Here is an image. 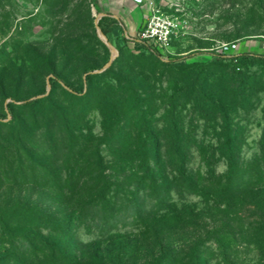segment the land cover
Returning <instances> with one entry per match:
<instances>
[{
	"label": "trees",
	"instance_id": "obj_1",
	"mask_svg": "<svg viewBox=\"0 0 264 264\" xmlns=\"http://www.w3.org/2000/svg\"><path fill=\"white\" fill-rule=\"evenodd\" d=\"M84 2L89 9L77 21L87 33L66 34L62 43L70 51L59 58L54 49L43 69L55 74L50 92L11 104L10 119L0 117V190L31 186L42 202L59 205L1 210L0 264L227 263L237 243L255 246L264 260V152L244 164L240 133L232 123L233 113L249 109L255 93L264 91V81L248 69L264 63V52L214 51L204 60L211 64L190 63L180 57L165 60L154 45L135 41V47L151 51V67H142L150 80L165 79L185 90L164 102L159 128L152 110L157 88L124 75L127 62L121 54L93 72L108 62L107 56L96 60L99 49L109 51L91 19V4ZM98 25L109 36L119 20L106 14ZM59 62L64 66L58 72ZM74 65L85 74L80 91L62 76ZM181 98L208 105L223 120L216 150L227 162L224 173L209 167L202 145L196 146L208 170H188L192 145L175 113ZM94 109L102 116L100 132L89 126ZM173 191L212 202V226L204 224L210 212L177 201ZM81 226L95 227L99 239L80 246L74 231Z\"/></svg>",
	"mask_w": 264,
	"mask_h": 264
},
{
	"label": "rangeland",
	"instance_id": "obj_2",
	"mask_svg": "<svg viewBox=\"0 0 264 264\" xmlns=\"http://www.w3.org/2000/svg\"><path fill=\"white\" fill-rule=\"evenodd\" d=\"M55 1L0 0V117H3V121L11 117L9 105L19 104L28 98L50 92L52 87L50 78L55 74L43 69L50 62L49 58L54 49L57 50L59 58H63L62 52L70 51L67 45L62 43L64 36L71 34L70 38H75L83 32L87 33L86 28L79 27L80 22L77 21V17L80 13L88 11V2L62 0L61 3L54 5L52 2ZM88 1L91 4V19L96 25L97 20H100L102 13H106L107 8L103 0ZM154 1L158 8L176 17L180 23L169 50L161 51L157 46L165 60L180 57L184 62L200 61L211 64L204 60L209 58L220 45L231 42L238 44L236 53L263 52L260 43L264 39V0ZM98 36L109 52L106 54V49L101 47L100 56L96 57V60L101 61L107 56L109 62L114 53L104 39L99 34ZM105 36L117 50L114 59L121 54V58L127 62L124 75L137 83L139 79L144 80L142 81L144 83L150 81L157 88L152 110H154L157 125L162 128L164 123L162 116L165 114L164 102H167L174 94L180 95L185 90L180 84L176 88L173 82H167L165 79L163 82H154L149 79L150 74L142 71V67H151L150 61L147 60L151 56V51L134 46L135 41H140L139 36L138 34L130 35L123 22H119V28L111 32L109 36L106 34ZM106 64L95 70L101 72ZM62 66L64 63L59 62L56 70L59 72ZM248 69L250 75L264 81V63L251 65ZM62 76L78 91L85 87V74H82L75 65L63 72ZM21 79H23L22 82ZM106 81L114 82L112 79ZM184 100L186 99H180L181 103L175 113L180 116V124L184 132L189 135L188 143L192 145L188 158V170L193 173L200 171L203 174L208 170L196 146L202 145L207 151L209 167L216 174L224 173L227 170V162L216 150L219 146L218 133L222 130L223 120L213 109H209L208 105L184 103ZM251 103L249 109H240L232 115V123L240 133L241 161L244 164L264 152V91L256 92ZM88 121L95 132L101 131L102 116L99 110L91 111ZM60 156L62 157L63 154L60 153ZM173 197L179 202L194 204L196 210L210 212L208 216L211 217H207L204 224L206 228L212 226L213 214H216L212 202H205L200 196L187 192L173 191ZM42 200L44 199L41 198V193L31 186H6L0 190V211L11 212L17 206H38L51 210L59 208V205L52 201L42 202ZM145 203L147 206L150 205L149 200ZM197 232L200 234L202 228ZM74 234L80 246L85 247L99 239L100 232L95 227L89 229L81 226L74 231ZM2 241L3 228L0 226V256L4 252ZM229 254L227 263L214 259L211 264H264L258 249L252 245L237 243L229 250Z\"/></svg>",
	"mask_w": 264,
	"mask_h": 264
},
{
	"label": "built area",
	"instance_id": "obj_3",
	"mask_svg": "<svg viewBox=\"0 0 264 264\" xmlns=\"http://www.w3.org/2000/svg\"><path fill=\"white\" fill-rule=\"evenodd\" d=\"M135 2L139 4H148L150 10L144 27L138 33L139 40L146 41L147 43L154 45L156 48L158 46L161 51H168L171 47L173 38L179 30V20L176 17L163 12L157 7L154 0H135ZM260 47L264 52V39L260 43ZM237 49L238 44L231 42L220 45L216 51L232 56L238 54L236 53Z\"/></svg>",
	"mask_w": 264,
	"mask_h": 264
},
{
	"label": "crops",
	"instance_id": "obj_4",
	"mask_svg": "<svg viewBox=\"0 0 264 264\" xmlns=\"http://www.w3.org/2000/svg\"><path fill=\"white\" fill-rule=\"evenodd\" d=\"M106 6V14L123 22L127 32L134 36L144 27L149 16L148 4H139L135 0H103Z\"/></svg>",
	"mask_w": 264,
	"mask_h": 264
},
{
	"label": "water",
	"instance_id": "obj_5",
	"mask_svg": "<svg viewBox=\"0 0 264 264\" xmlns=\"http://www.w3.org/2000/svg\"><path fill=\"white\" fill-rule=\"evenodd\" d=\"M103 15H105V13H102L101 14V16L100 17H102ZM98 22H99V19L97 20V24H96V27H97V31H98V34L104 39V41L107 43V45L110 47V49L113 51V55H112V57H111V59H110V61L106 64V66L103 68V70L104 69H106L110 64H111V62L113 61V59H114V57H115V55H116V53H117V50H116V48L109 42V40H108V38L105 36V34L103 33V31L101 30V28H100V26L98 25ZM115 50H116V52H115ZM93 72H97V70H95V71H93ZM49 86H50V84H49ZM49 91V90H48ZM48 93V92H47ZM41 96H43V95H39V96H37V97H41ZM35 98V97H34Z\"/></svg>",
	"mask_w": 264,
	"mask_h": 264
},
{
	"label": "bare ground",
	"instance_id": "obj_6",
	"mask_svg": "<svg viewBox=\"0 0 264 264\" xmlns=\"http://www.w3.org/2000/svg\"><path fill=\"white\" fill-rule=\"evenodd\" d=\"M115 52H116V50H115Z\"/></svg>",
	"mask_w": 264,
	"mask_h": 264
}]
</instances>
